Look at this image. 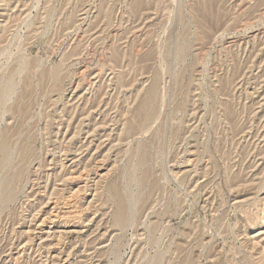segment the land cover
<instances>
[{"label": "rangeland", "instance_id": "rangeland-1", "mask_svg": "<svg viewBox=\"0 0 264 264\" xmlns=\"http://www.w3.org/2000/svg\"><path fill=\"white\" fill-rule=\"evenodd\" d=\"M4 143L0 264H264V0H0Z\"/></svg>", "mask_w": 264, "mask_h": 264}, {"label": "bare ground", "instance_id": "bare-ground-1", "mask_svg": "<svg viewBox=\"0 0 264 264\" xmlns=\"http://www.w3.org/2000/svg\"><path fill=\"white\" fill-rule=\"evenodd\" d=\"M8 64V63H7ZM9 67V66H8ZM57 75H59L57 73ZM56 75V76H57ZM58 77V76H57ZM10 81H8L9 83ZM6 86V85H5ZM13 88V87H12ZM5 89V88H4ZM12 90V89H11ZM5 92V91H4ZM7 92V91H6ZM4 94V93H3ZM10 94V93H9ZM3 96V95H2ZM5 97V94H4ZM3 98V97H2ZM157 101V89L156 86H153V88L150 90L149 94H148V98L146 99L145 102H143L142 106H141V111L144 114L145 118L148 119L151 117V115L153 114L154 111V107H155V103ZM6 106V105H5ZM2 107V106H1ZM4 108V107H3ZM138 112V111H137ZM157 118V116H156ZM142 119V118H141ZM2 121V120H1ZM142 121V120H141ZM3 141V140H2ZM4 142V141H3ZM27 145V144H26ZM32 151V150H31ZM0 153L2 154V159L4 160V166L6 164V161L8 160L9 156H10V149L7 147V145L4 143L1 145L0 147ZM26 156H29L28 150H25L24 152V158L22 159V161L17 165V167H15L14 169V173L13 176L9 179H5V191H7V195L8 197L11 196L15 189L17 190V185L23 180L24 175H25V171L27 168V163H26ZM135 158V157H134ZM139 159V158H138ZM1 160V159H0ZM143 160V159H142ZM141 161V160H140ZM136 162V161H135ZM134 162V163H135ZM3 166V168H4ZM34 167V166H33ZM0 165V170L1 172L4 171ZM10 168V167H9ZM3 174V173H2ZM118 201V200H117ZM4 202V201H3ZM162 203V202H161ZM118 219L120 222L123 221L124 215H125V206L122 202H120L118 204Z\"/></svg>", "mask_w": 264, "mask_h": 264}]
</instances>
